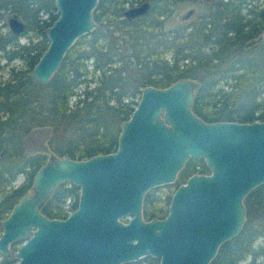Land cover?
I'll return each mask as SVG.
<instances>
[{
    "label": "trees",
    "instance_id": "16d2710c",
    "mask_svg": "<svg viewBox=\"0 0 264 264\" xmlns=\"http://www.w3.org/2000/svg\"><path fill=\"white\" fill-rule=\"evenodd\" d=\"M141 1L97 0L95 26L74 40L41 85L29 72L47 46L45 28L57 13L53 0H0V18L18 16L26 37L21 43L20 34L0 32V58L25 60L21 69L10 66L0 84V219L30 191L32 176L47 157L22 153L20 139L34 126L52 127L49 155L107 153L116 148L119 123L131 113L141 88L163 87L181 77L195 83L191 109L202 120L264 121V0H146L144 13L133 19L123 15ZM183 7L192 12L182 19ZM72 95L76 98L69 104ZM194 172H208L201 157L187 159L173 182L149 188L142 198L143 219L163 217L174 188ZM18 173L23 179L12 185ZM77 196L78 186L62 181L40 212L63 218L65 200L74 208ZM243 204V225L219 244L208 264H238L246 258V264H264V181L244 196ZM14 261L0 254V264ZM157 262L145 255L121 264Z\"/></svg>",
    "mask_w": 264,
    "mask_h": 264
},
{
    "label": "water",
    "instance_id": "95a60500",
    "mask_svg": "<svg viewBox=\"0 0 264 264\" xmlns=\"http://www.w3.org/2000/svg\"><path fill=\"white\" fill-rule=\"evenodd\" d=\"M96 1L53 0L57 13L45 28L47 46L29 72L34 82L45 84L74 40L95 26ZM148 7L143 0L123 15L133 19ZM6 24L14 35L25 29L15 14ZM194 86L182 77L163 87L143 86L119 123L113 151L47 156L30 191L0 219V254L13 257V264H121L145 255L157 257V264H208L243 225L244 196L264 181V121H204L191 109ZM51 133L50 125L30 128L20 139L23 155L45 150ZM195 157L208 172L178 184L163 217L143 219L144 193L173 182ZM62 181L78 186L76 206L63 218H48L40 206Z\"/></svg>",
    "mask_w": 264,
    "mask_h": 264
},
{
    "label": "rangeland",
    "instance_id": "374dc122",
    "mask_svg": "<svg viewBox=\"0 0 264 264\" xmlns=\"http://www.w3.org/2000/svg\"><path fill=\"white\" fill-rule=\"evenodd\" d=\"M135 2H136V1H134V3H135ZM125 5H126V4H125ZM187 9H189V8H188V7H183V8L179 11L178 16L181 15V14H183ZM41 14L44 16L43 13H41ZM178 16H177V17H178ZM178 18H179V17H178ZM7 29H8V28H7V25H6V20H5V18H0V32H4V31H6ZM261 35H264V29H263ZM25 39H26L25 35H19V36H18V41H20V42H24ZM14 63H16L15 60H12V61H10V62H5L4 58H0V65L2 66V67L0 68V79H1L2 81H4V80L8 77V75H7V73H8V69H9L10 65H11V64L14 65ZM74 98H76V95H72V96H70V98H69V104H71V103L73 102ZM45 147H46L45 150H43L42 152H44L47 156H49V151H48L47 143H46V146H45ZM22 179H23V175H22L21 173H18L17 176H16V177L13 179V181L11 182V184H12V185H16V184H18ZM158 186H159V187H162L161 185H158ZM161 190H163V189H162V188H159V191H161ZM66 201H68V200H66ZM69 203H70V201L65 202V203L63 204V206H62V207H63V211L67 210V208H68V204H69ZM16 244H17V243L14 242V245H13V246H10L11 250H13V249L15 248V245H16ZM259 259H261V257H258V259H256V261L259 260ZM246 262H247V258L244 259V260H241L238 264H246Z\"/></svg>",
    "mask_w": 264,
    "mask_h": 264
},
{
    "label": "flooded vegetation",
    "instance_id": "af4514ba",
    "mask_svg": "<svg viewBox=\"0 0 264 264\" xmlns=\"http://www.w3.org/2000/svg\"><path fill=\"white\" fill-rule=\"evenodd\" d=\"M7 25V24H6ZM21 33V32H20ZM19 33V34H20ZM19 34H17V35H19ZM14 35V34H13ZM20 35H23V34H20ZM20 42V41H19ZM22 43V42H21ZM26 62H28V59H29V57H28V54L26 53ZM12 60H15L16 61V63H14V65L13 64H11L10 66H13V68H14V71H16L17 70V68H22L23 67V65H24V62H25V60H24V58H23V56L22 57H18V56H14L13 58H11V59H9V61H7V62H10V61H12ZM7 75H8V73H7ZM2 83V80L0 79V84ZM164 185V184H163ZM175 189V188H174ZM68 201H70V199H67ZM68 201H66L65 200V202H68ZM70 204V203H69ZM69 204H68V211L67 210H65L64 212L66 213L65 214V216L68 214V213H70L74 208H72V207H70L69 206ZM64 216V217H65Z\"/></svg>",
    "mask_w": 264,
    "mask_h": 264
},
{
    "label": "built area",
    "instance_id": "2783aa9c",
    "mask_svg": "<svg viewBox=\"0 0 264 264\" xmlns=\"http://www.w3.org/2000/svg\"><path fill=\"white\" fill-rule=\"evenodd\" d=\"M69 209L67 208V211H68Z\"/></svg>",
    "mask_w": 264,
    "mask_h": 264
}]
</instances>
